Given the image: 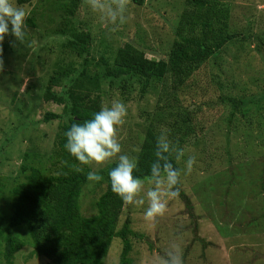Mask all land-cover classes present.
I'll return each instance as SVG.
<instances>
[{"label": "rangeland", "instance_id": "rangeland-1", "mask_svg": "<svg viewBox=\"0 0 264 264\" xmlns=\"http://www.w3.org/2000/svg\"><path fill=\"white\" fill-rule=\"evenodd\" d=\"M172 1L175 0H147L148 4L137 6L130 0L127 22L113 27L102 23L86 6H80L70 18L61 12L38 10V0L31 5H19L12 0L15 6L23 7L28 13L26 40H35L38 46L35 51L20 44L13 47L10 44L13 36L4 39L12 47L11 58H18L14 66L10 68L9 65L3 70L6 75L0 76L17 81L13 88L0 86V178L7 185L19 173L26 155L42 156L48 161L51 154H57L58 139L69 129L65 126L68 121L63 123L67 103L60 98L62 90L54 88L58 100L38 97L48 90L47 84L59 66L71 60L75 63L83 61L75 52L63 48L69 38L64 29L74 25L83 30L80 32L90 30L95 39L89 49L96 59L110 51L106 50V44L116 51L131 39L139 44L148 60H161L166 58L176 38L178 25L175 21L179 10H172L177 5L174 2L170 8ZM177 1L182 11L185 0ZM225 2L231 9L227 22L232 33L243 36L249 29L252 33L264 31V0ZM34 6H37L36 13ZM69 18L71 22H68ZM180 27L189 29L188 20L184 19ZM62 29L60 33L58 30ZM190 31L182 30L184 35L192 38L194 29ZM101 33L106 36L105 48L99 43ZM253 46H256L255 41L246 44L244 49L224 55L223 70L230 75L227 77L229 87L224 91H217L212 84L215 68L207 63L180 89L173 90L170 84L164 86L161 80L151 83L143 91L142 84L133 80L123 82L121 86H109V92L102 96L101 107L110 106L113 101H121L127 107L125 123L118 128L122 153L135 156L149 130L158 136L167 129L170 139L185 151L179 168H184V161L189 156L196 158L193 171L190 175H182L179 187L190 200V206L181 196L169 201L165 216L158 218L154 225L144 220L146 203L129 207L133 214V229L145 236L135 243L131 255L133 264H153L173 241L181 245L184 264H264V124L258 122L252 112L257 111L249 109L248 105L237 109L233 107L236 101L225 100L229 97L237 99V90H241L246 99L252 98L256 102L264 94V52ZM109 57L112 61L113 54ZM16 68H20L21 73H15ZM103 69V65L93 64L90 66L91 75H101ZM82 80L86 83V78ZM4 85L10 86L7 81ZM36 97L35 112L28 108L27 113L17 111L16 105L21 99L28 103ZM186 109L190 116L193 115L192 123H188L192 130L189 135L188 124L182 130L175 126V121L188 118ZM23 115L25 120L21 118ZM183 135H186L187 143L180 145V136ZM6 137L11 140L7 141ZM248 146H252L254 152ZM113 163H116L115 159L99 167L93 165L92 171L99 172ZM231 174H234L232 181ZM148 187L146 184L145 191ZM104 189L105 185L99 183L85 187L81 197L85 216L95 213L94 204ZM4 205V198L0 197V208ZM14 233L28 243L18 253L14 264H51L42 257L29 258L33 249L25 229H14ZM121 250V242L117 241L104 264H119Z\"/></svg>", "mask_w": 264, "mask_h": 264}, {"label": "trees", "instance_id": "trees-1", "mask_svg": "<svg viewBox=\"0 0 264 264\" xmlns=\"http://www.w3.org/2000/svg\"><path fill=\"white\" fill-rule=\"evenodd\" d=\"M16 1L19 5H31L35 2V0ZM38 1L40 2L38 10L45 9L50 13L61 12L70 18L77 13L80 6H84L82 0ZM225 1L185 0L182 11L178 1H172L170 8L173 7L174 2L177 5L172 10H179L175 21L178 25L176 38L166 58L161 60H148L144 57L145 52L139 49V44L136 45L135 40L131 39L130 43L119 47L116 51L106 44V50L110 51L96 59L91 56L89 49L95 39L90 30L80 32L83 30L70 25L68 29H64L69 38L67 43L63 44V48L75 52L76 57L83 61L75 63L71 60L70 63L59 66L47 84L48 90L38 97L43 100H58L54 95L56 93L54 88L62 90L60 98L67 103L63 123L68 121L65 126L70 128L73 123H82L91 119L93 114L100 110L102 96L109 92L108 87L121 86L123 82L126 84L136 80L142 84L143 91H146L151 83L163 80L164 86L170 84L173 90H176L180 89L194 72L210 63L215 68L212 84L217 87V91L227 90L230 83L227 77L230 75L223 70L224 55L244 49L246 44L251 45L254 41L256 46L253 47L259 52H264V31L252 33L249 29L246 31L248 34L243 36L232 33L227 22L231 17V9ZM132 2L137 6L148 4L147 0H132ZM34 12H37V6H34ZM70 18L68 22H71ZM40 19L42 20L39 17L38 20ZM184 19L188 20L189 29L180 27ZM41 23L44 24V21L42 20ZM191 29H194L192 38L182 32L187 30L190 33ZM49 30L52 32L51 29ZM58 31L61 33L63 29ZM105 37V34L101 33L99 40L104 48ZM2 47L4 69L9 65L11 68L18 62V58H11L12 47L9 42L3 41ZM110 54H113L112 61ZM93 64L104 66L101 75L98 73L91 75L90 66ZM225 69L228 71L227 68ZM17 71L21 73L20 68H16L15 73ZM11 74L14 75V72ZM2 75H6L4 71L0 72V76ZM17 75L20 78V75ZM83 78H86V83ZM0 79H2L0 86L5 88H13V83H17L15 78ZM5 81L9 82L10 86H5ZM35 81L38 83L37 80ZM37 99L36 97L33 102L28 103L21 99L16 105L17 111L27 113L28 108L35 112ZM225 100L236 101L234 104L231 103L237 109L239 107L243 109L244 105H248L249 109L257 111V113L252 112L255 113L258 122L264 124V94L261 95L260 101L256 102L252 98L246 99L241 95V90H237V99L229 97ZM185 112L189 115L188 118L180 122L175 121V126L180 130L184 129L185 124L192 123L190 121L193 115L190 116L188 109ZM24 115L21 116L22 120L26 119ZM232 117L233 115L231 119ZM66 131L58 139L57 154H51L48 161L43 160L42 156L28 154L17 176L10 180L11 184L8 185L11 186L0 178V197L5 201V205L0 208V264L3 261L5 264H14L18 253L27 246V240H22L14 233V229L19 228L28 232L29 243L33 249L29 255L30 259L42 257L51 264H104L115 243L120 241L122 250L119 264H133L131 255L135 243L145 236L132 227L134 222L132 210H129L131 205L124 204L111 191L108 173L116 163L98 172L103 176V180L98 183L104 184L105 189L94 204L95 213L90 217L85 216L82 212L81 197L85 187L90 184L87 173L92 171V167L81 165L66 151ZM191 132L190 127L187 134ZM156 137L151 130L145 135L143 145L135 155L138 159V171L134 175L141 178L150 175V164L155 159ZM184 137L186 135L180 136V145L187 143ZM6 140L10 141L11 137H6ZM248 148L254 152L252 146ZM173 163L179 168V163L174 159ZM77 168L82 170L77 171ZM233 178L234 174H231L230 180L232 181ZM179 196L187 199L182 191L179 192ZM187 203L190 206V200L187 199Z\"/></svg>", "mask_w": 264, "mask_h": 264}, {"label": "clouds", "instance_id": "clouds-1", "mask_svg": "<svg viewBox=\"0 0 264 264\" xmlns=\"http://www.w3.org/2000/svg\"><path fill=\"white\" fill-rule=\"evenodd\" d=\"M83 5L98 15L100 21L113 27L127 22L126 16L130 0H82ZM28 13L23 7L15 6L12 0H0V72L4 70L3 41L11 35L14 40L11 46L17 44L36 50L37 42L26 40L25 20ZM127 107L121 101H113L104 105L93 114L91 119L82 123L71 124L65 132L66 151L81 165L101 166L116 160L115 167L109 173L111 191L124 204L147 207L144 220L154 225L158 218L165 216L169 201L179 197L182 175H190L196 158L189 156L184 161V168H178L173 163L181 162L185 151L170 139L169 131L164 129L156 137L155 159L150 164V175L141 178L134 173L138 171V159L135 156L122 153L118 138V128L125 123ZM77 171L82 169L77 168ZM89 186L103 180L97 171L87 173ZM149 185L145 191V185ZM143 193V195H142ZM153 264H184L181 245L173 241L165 250L164 255L157 257Z\"/></svg>", "mask_w": 264, "mask_h": 264}]
</instances>
